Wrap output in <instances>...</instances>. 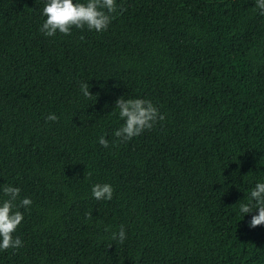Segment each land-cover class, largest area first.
<instances>
[{"label":"trees","instance_id":"trees-1","mask_svg":"<svg viewBox=\"0 0 264 264\" xmlns=\"http://www.w3.org/2000/svg\"><path fill=\"white\" fill-rule=\"evenodd\" d=\"M116 3L107 31L46 37L45 0H0V188L32 200L23 247L0 264H264V225L237 205L264 182L256 0ZM121 96L164 120L121 141ZM97 183L111 201L93 198Z\"/></svg>","mask_w":264,"mask_h":264},{"label":"clouds","instance_id":"clouds-1","mask_svg":"<svg viewBox=\"0 0 264 264\" xmlns=\"http://www.w3.org/2000/svg\"><path fill=\"white\" fill-rule=\"evenodd\" d=\"M260 15H264V0H256L255 9ZM117 12L116 0H45L42 15L46 19L40 27V32L46 37H54L57 32L63 35H71L72 29H85L95 32L107 31L114 14ZM80 91L85 98H92L90 85L83 82ZM119 110V117L123 124L113 135L121 141H129L133 137L141 135L145 130H150L158 122L164 120L158 109L150 100L140 98H128L121 96L115 102V108ZM58 117L48 114L46 121H57ZM98 143L104 148L109 147V141L101 136ZM4 199L0 200V251L19 249L23 247V241L15 236L18 226L24 219L23 213L18 208H28L32 204L31 198L20 199L21 189L11 185H3L0 188ZM91 193L96 200L113 199L114 189L110 184H94ZM19 200V204L17 201ZM240 214L251 215L249 228L264 225V182H257L251 189L247 202L237 204ZM258 213V214H253ZM92 220V215L86 216ZM108 231V229H105ZM112 240H118L121 244L126 239L124 226H120L119 232H113Z\"/></svg>","mask_w":264,"mask_h":264}]
</instances>
